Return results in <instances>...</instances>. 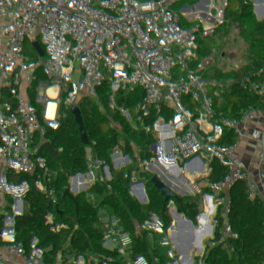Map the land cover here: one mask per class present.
I'll return each instance as SVG.
<instances>
[{
    "label": "built area",
    "instance_id": "obj_1",
    "mask_svg": "<svg viewBox=\"0 0 264 264\" xmlns=\"http://www.w3.org/2000/svg\"><path fill=\"white\" fill-rule=\"evenodd\" d=\"M37 1L42 4L16 16L0 8V175L4 185L0 199L5 206L0 211V264L18 257L20 232L30 237L42 224L55 226L54 218L65 211L70 217V239L76 238L74 226L79 219L103 220L93 241L78 239L104 262L182 264L188 258L204 264L199 256L213 249L214 238L204 240L199 249L176 248L173 228L179 226L182 214L163 206L175 189L170 184L157 190L159 169L172 166L183 153L182 119L192 113H173L174 120L182 117L180 131H172L169 127L175 122L168 120L170 125L161 124L160 131L148 139L136 138L150 115L140 117L130 104L145 106L153 93L142 92L141 81L127 75L141 58L131 55V62L125 63L130 55L117 23L98 0H54V9L53 0ZM201 1L209 9L210 25L229 26L242 46L252 42L264 46V0ZM181 3L191 16L198 0H167L165 7ZM63 8H68L64 14ZM156 11L159 8L152 0H136L133 6L135 15ZM179 89L183 97L193 94L185 83ZM251 97L263 102V111L243 140L246 157L233 185L234 206L225 211L206 206L201 211L202 218L227 233L229 248L264 220L260 211L252 209L243 222L238 204L250 175L264 169L257 157L264 148V87L256 88ZM210 104L206 97L202 108L209 111ZM214 117L209 115L211 120ZM203 126L212 131V124L203 122ZM142 149L154 154L144 157ZM9 217L16 223L10 247ZM124 242L131 247L126 249ZM113 243L112 253H106ZM243 264H264V257Z\"/></svg>",
    "mask_w": 264,
    "mask_h": 264
},
{
    "label": "trees",
    "instance_id": "obj_2",
    "mask_svg": "<svg viewBox=\"0 0 264 264\" xmlns=\"http://www.w3.org/2000/svg\"><path fill=\"white\" fill-rule=\"evenodd\" d=\"M105 13L117 23V28L124 36L127 44V51L140 56V62L127 73L130 77H136L141 81V91H153L155 93L164 92V100L161 112L169 110V113L162 115L157 113L149 118V133L158 131L161 124L166 123L174 112H191L186 128L183 142V153L175 157L174 164L170 167L159 169L157 190L172 183L168 168L175 165L186 167L192 158L198 159V165L205 174V192L197 198L183 201L178 198L166 200L163 204L165 208L175 213H181L182 218L179 226L173 228V237L176 248L199 249L207 238H214L225 241L227 233L222 231L212 221L202 218L201 211L208 206L212 210L225 211L234 206L235 191L233 185L239 174L240 164L245 160L246 152L243 149V140L258 124L263 111V102H260L253 110L246 129L242 135L231 140L228 147L217 150L213 142V134L208 128L203 126V122L209 125L214 120L209 118L215 116L218 110L231 111L241 107L237 100L243 103L253 94L258 87H264V70L258 77H254L260 65L264 63V46L257 42H252L245 46V50L235 60L232 67L224 72L219 69L220 78H215L208 84L197 83L193 80L196 77L187 78L184 73L179 78L170 80L160 77L149 76L144 62L146 52L155 45L162 43L164 36L169 34L168 30L178 26L182 18L186 15L183 8L172 6L165 7L167 0H152L159 8L161 17V27L149 36L147 33V23L140 22L141 16L133 13V6L136 0H98ZM42 4L37 0H0V8L16 16L20 12L27 10L31 6ZM52 9L56 2L53 0ZM209 9L204 6L196 7V11L191 14L190 22L201 27L214 28L208 21ZM248 54L244 56V53ZM111 55V53H109ZM237 76L240 78L231 85ZM185 83L193 91L192 96L183 97L179 85ZM208 86V91H206ZM208 97L210 101L209 111L202 108L204 99ZM187 104L185 105V102ZM131 108L138 111L140 117L146 118L147 108L136 103L130 104ZM143 129L141 132H145ZM140 132V133H141ZM141 136L138 134L136 138ZM143 136V135H142ZM154 152L142 149V155L149 157ZM4 186V185H3ZM0 211H5V206L0 199ZM173 217L172 215H169ZM55 226L42 224L36 231L42 247L43 264H113L104 262L99 256H93L80 244L79 237H86L93 240L95 235L102 229L103 220L99 217L91 221L79 219L74 226L76 238L70 239L69 212L65 211L54 218ZM20 227H22L20 225ZM148 235L149 231H144ZM20 248L16 259L7 258L4 264H40L34 246L30 242V237H25L21 232L18 234ZM2 236L0 235V249ZM126 249L131 245L129 242L123 243ZM105 249L106 253H112L115 248ZM71 251L74 255H71ZM79 257V258H77ZM182 264H195L192 259L184 258Z\"/></svg>",
    "mask_w": 264,
    "mask_h": 264
},
{
    "label": "rangeland",
    "instance_id": "obj_3",
    "mask_svg": "<svg viewBox=\"0 0 264 264\" xmlns=\"http://www.w3.org/2000/svg\"><path fill=\"white\" fill-rule=\"evenodd\" d=\"M139 16H141L140 22H146L148 25L145 35L146 38L151 36L155 30L160 29L162 23L161 17L158 18V24L156 26L153 22L154 14H142ZM165 30H168L169 34L163 37L162 43L155 45L146 52V60L144 62L149 74H156L157 77L163 79H171V76L178 78L184 73L187 78H198L193 80L195 82L200 81L201 83H206L212 81L215 78H220L219 69L227 72L240 56L241 52L245 50V46L240 45L236 35L232 33L229 26L206 28L191 24L188 29L184 30L179 24L174 28ZM128 53L133 54L127 51ZM170 72L174 73L171 74ZM226 84H230V82ZM144 93H147V91ZM147 100L149 101L145 105L148 109L146 112L147 116L150 115L151 117L156 115L158 111H162L164 97L159 95V93H153V96ZM155 110L158 111L153 112ZM237 112L242 119H244V115L247 113L241 109H237ZM170 120L173 121L174 119L171 118ZM178 120L175 122L176 124L169 127L172 131H176V129L180 131L181 122L180 119ZM144 129L146 131L139 134L145 137L153 136L160 131L159 127L157 132L150 134L148 132L150 130L148 124L145 125ZM162 132H169V130ZM235 133L239 135V132L235 131ZM228 139L231 140L229 137ZM173 140L175 141V138ZM196 167L197 160L192 159L189 167L191 170L182 180H187V178L195 180L203 179L200 171L201 168ZM170 173H172V179L174 180H179L183 176L182 170H175V172Z\"/></svg>",
    "mask_w": 264,
    "mask_h": 264
},
{
    "label": "crops",
    "instance_id": "obj_4",
    "mask_svg": "<svg viewBox=\"0 0 264 264\" xmlns=\"http://www.w3.org/2000/svg\"><path fill=\"white\" fill-rule=\"evenodd\" d=\"M174 6L183 8L187 12V7L185 3L177 4ZM198 6L207 7V5L201 0H198L196 7ZM101 44L103 47L107 45L104 40L101 41ZM128 55L130 56H128L125 59L126 64H129L131 62L132 60L131 55L133 54L128 53ZM170 73L173 74L174 72H170ZM149 76L157 77L156 74H149ZM171 77L172 78L170 80L177 79V77L175 76H171ZM239 78L240 76H237L234 81L230 82V84H227V85L233 84ZM209 82L201 83L200 81H197V83H201V84H208ZM147 93H155V92L147 91ZM159 95L164 97V92L159 93ZM240 104H241V107L234 108L231 111L218 110L215 113L216 115L214 118L215 119L217 118V120L214 119V123H212L211 132L213 134V142L217 150H222V149L227 148L231 140H234L238 136L242 135V133L246 129V126L249 123L253 110L258 104H260V102L250 96L247 101L243 103L240 102ZM237 109H241L242 111L244 110L245 113L247 112L244 115V119H242L241 116H239ZM173 121L177 122L178 120H173ZM235 131L239 132V135H237ZM141 137H145V136H141ZM228 137L231 138V140H229ZM143 139H148V138H143ZM146 151L148 150L146 149ZM257 157H258V161L264 165V148L260 151ZM192 159L197 160L196 168L200 169L198 165V159L197 158H192ZM192 159L189 165L186 167H179L175 165L169 168V170L168 169L166 170V172H175V170L183 171V176L181 177V179L179 180L172 179L171 185L174 187L175 192L167 200L171 198L172 199L178 198V199H182L183 201H186V200H190L193 198H197L205 192V174L202 169H200V171L203 175V179L195 180L192 178H187V180H182L184 177H186V175H188V173L191 170V168L189 167L191 165ZM171 177H172V173H171ZM249 179H250V184L245 187L244 192L240 196V199L238 202L240 216L243 222H245L244 220L245 214L252 209L260 211L264 218V169L259 173L253 172L250 175ZM166 209L168 210V208ZM168 219L170 221L174 220V218L171 216H169ZM7 224H8V220H7ZM262 225H264V220L260 225L255 226V227H250L247 230L245 236L241 240L238 241L235 247H233V249H235L236 252L230 257L228 264H243L245 261H249L257 257H262V256L264 257V228H261ZM15 236H16V233H15ZM147 236L150 237L149 234ZM226 240L222 241L219 239H213V244H214L213 249L209 252L201 253L199 256L200 260L204 262V264H212V262L215 260L218 261L220 264H224L225 259L227 258L228 251L231 249L226 245ZM71 255L75 256L74 252L71 251ZM93 256H97V255H93ZM193 262L196 264L194 260ZM113 264H116V263L113 262Z\"/></svg>",
    "mask_w": 264,
    "mask_h": 264
},
{
    "label": "water",
    "instance_id": "obj_5",
    "mask_svg": "<svg viewBox=\"0 0 264 264\" xmlns=\"http://www.w3.org/2000/svg\"><path fill=\"white\" fill-rule=\"evenodd\" d=\"M68 11V8H63V9H61V12L64 14L65 12H67ZM158 18H159V11H156L155 13H154V18H153V22L156 24V26H157V24H158ZM190 16H184L183 18H182V20H181V23H180V26L184 29V30H186V29H188L189 27H190ZM248 54V51H246L245 53H244V56H246ZM264 70V63H262L261 65H260V67L258 68V70L255 72V74H254V77H258L261 73H262V71ZM10 74L12 75V76H14V77H18L17 76V74H16V72L14 71V70H11L10 71ZM156 111H158V110H155V111H153V112H156ZM188 122H189V117H185V118H183L182 119V123H183V125H184V127H182V132L184 133V132H186V128H187V125H188ZM173 123V122H172ZM171 123L169 122H167V123H165V125L164 126H168V125H170ZM142 138H148V137H142ZM3 186V180H2V177H1V175H0V187H2ZM261 228H264V225H262L261 226ZM30 242L32 243V245L34 246V250H35V252L37 253V255H38V258H39V262H40V264H43V257H42V247H41V243H40V240H39V237L36 235V234H33V235H31L30 236ZM235 252H236V250L235 249H233V248H231L229 251H228V254H227V258L225 259V263L224 264H228V261H229V259H230V257L233 255V254H235Z\"/></svg>",
    "mask_w": 264,
    "mask_h": 264
},
{
    "label": "bare ground",
    "instance_id": "obj_6",
    "mask_svg": "<svg viewBox=\"0 0 264 264\" xmlns=\"http://www.w3.org/2000/svg\"><path fill=\"white\" fill-rule=\"evenodd\" d=\"M14 222H15V219H14V217H9L8 218V224H9V227H11L12 229H9V231H8V234H7V237H8V239H7V246L8 247H10V246H12V244H13V240L15 239V232H14V228H15V224H14Z\"/></svg>",
    "mask_w": 264,
    "mask_h": 264
},
{
    "label": "flooded vegetation",
    "instance_id": "obj_7",
    "mask_svg": "<svg viewBox=\"0 0 264 264\" xmlns=\"http://www.w3.org/2000/svg\"><path fill=\"white\" fill-rule=\"evenodd\" d=\"M14 224H15V222H14ZM11 228V227H10ZM12 229V228H11ZM14 230V229H13ZM14 232H15V230H14Z\"/></svg>",
    "mask_w": 264,
    "mask_h": 264
}]
</instances>
